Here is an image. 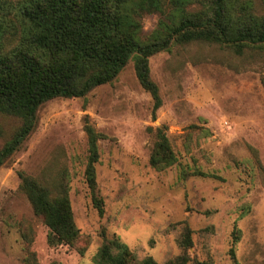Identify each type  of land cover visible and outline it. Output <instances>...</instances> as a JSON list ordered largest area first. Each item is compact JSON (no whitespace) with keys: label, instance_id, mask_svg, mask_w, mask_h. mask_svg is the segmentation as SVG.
Wrapping results in <instances>:
<instances>
[{"label":"rangeland","instance_id":"rangeland-1","mask_svg":"<svg viewBox=\"0 0 264 264\" xmlns=\"http://www.w3.org/2000/svg\"><path fill=\"white\" fill-rule=\"evenodd\" d=\"M157 18L144 17L143 38ZM149 75L156 110L133 57L112 82L38 109L34 130L0 166V264H92L113 236L156 264L264 263V53L174 46L149 58ZM19 125L0 114V149ZM87 125L102 135L101 215L84 177ZM157 129L173 156L161 170L150 164ZM20 174L66 186L79 231L71 246L48 244V229L19 191Z\"/></svg>","mask_w":264,"mask_h":264},{"label":"trees","instance_id":"trees-1","mask_svg":"<svg viewBox=\"0 0 264 264\" xmlns=\"http://www.w3.org/2000/svg\"><path fill=\"white\" fill-rule=\"evenodd\" d=\"M152 15L158 16L155 27L143 38V19ZM192 43L226 48L237 56L246 50L264 53V0L257 5L254 0H0V114L20 122L0 149V166L34 130L44 103L86 96L112 82L132 57L138 83L158 109L161 101L149 75V58ZM85 132V183L101 215L95 164L102 135L89 125ZM172 160L168 140L157 129L150 164L161 170ZM260 171L264 186V169ZM19 177V191L48 229V244L71 246L79 231L66 186L59 182L50 188ZM233 235L234 244L238 231ZM92 264L156 263L150 257L138 260L113 236L103 239Z\"/></svg>","mask_w":264,"mask_h":264}]
</instances>
